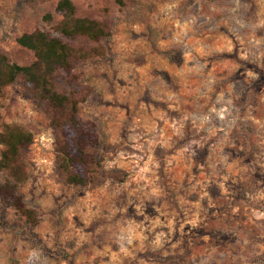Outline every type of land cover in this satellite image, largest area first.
<instances>
[{
    "label": "rangeland",
    "instance_id": "1",
    "mask_svg": "<svg viewBox=\"0 0 264 264\" xmlns=\"http://www.w3.org/2000/svg\"><path fill=\"white\" fill-rule=\"evenodd\" d=\"M57 1L0 0V53L32 63L17 38L35 29L71 46L53 82L98 144L69 183L68 110L21 77L2 89L0 132L31 134L17 192L37 221L0 201V264H264V0H71L98 39L60 34Z\"/></svg>",
    "mask_w": 264,
    "mask_h": 264
},
{
    "label": "trees",
    "instance_id": "2",
    "mask_svg": "<svg viewBox=\"0 0 264 264\" xmlns=\"http://www.w3.org/2000/svg\"><path fill=\"white\" fill-rule=\"evenodd\" d=\"M54 12L61 16L56 30L64 36L83 34L98 39L105 34L98 21L78 16L71 0H58ZM43 18L49 20L51 14L47 13ZM17 42L32 50L35 60L28 65H19L10 62L0 53V93L6 85L21 77L35 95L45 99L60 112L68 110L58 120L63 139L58 162L69 183L86 185L90 179L91 164L88 151L98 144L95 124L78 119L76 101L59 92L53 82L55 70L67 65L74 51L60 37L50 36L40 29L23 33L17 38ZM30 141L31 134L20 125H2L0 143L4 148L0 153V169L6 170L10 178L0 184V201L3 205L23 213L31 222H36L33 210L26 207L23 197L17 192V183L24 178L19 151Z\"/></svg>",
    "mask_w": 264,
    "mask_h": 264
}]
</instances>
